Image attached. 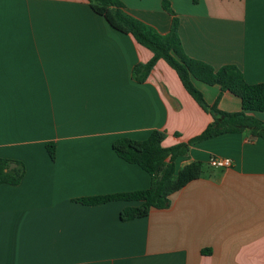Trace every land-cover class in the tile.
Returning <instances> with one entry per match:
<instances>
[{"label": "crops", "instance_id": "crops-1", "mask_svg": "<svg viewBox=\"0 0 264 264\" xmlns=\"http://www.w3.org/2000/svg\"><path fill=\"white\" fill-rule=\"evenodd\" d=\"M120 1L168 33L163 0ZM166 1L189 58L264 83V0ZM151 58L86 0H0V158L25 167L20 184L0 185V264H264V140L248 132L191 145L175 167L196 162L199 174L166 209L122 221L141 202L76 201L149 187L148 173L115 154L116 139L159 130L168 148L212 122L163 60L133 78ZM193 84L207 105L241 111L219 86ZM246 114L264 123V113ZM212 158L231 165L211 167Z\"/></svg>", "mask_w": 264, "mask_h": 264}, {"label": "trees", "instance_id": "trees-1", "mask_svg": "<svg viewBox=\"0 0 264 264\" xmlns=\"http://www.w3.org/2000/svg\"><path fill=\"white\" fill-rule=\"evenodd\" d=\"M92 11L103 17L111 28L121 33L130 34L134 40L152 53L146 64H137L133 68V78L145 81L157 61L163 60L177 75L186 92L195 100L199 107L207 112L212 122L204 131L190 139L168 148L162 146L165 132L154 130L147 139L135 141L119 138L112 143V149L124 161L139 166L150 176V185L145 190L132 193L94 196L76 200L85 205H100L111 201H137L141 205L126 208L120 212L122 221L142 218L151 209H166L170 205V196L181 190L195 179L200 171L196 162L183 165L176 170L175 161L179 157L186 158L191 145L203 142L224 134L248 132L254 138L264 140V123L247 112L264 113V83L248 85L241 71L234 65H225L218 69L189 58L183 50L178 34L179 19L171 9L168 1H162L163 9L171 16L168 33L160 34L152 26L135 18L125 11L120 0H86ZM198 81L209 86H219L241 102V111L236 113L223 112L217 103L207 105L201 92L194 86ZM51 160L55 158V145L46 144ZM25 174L24 165L15 160L0 158V185L16 186Z\"/></svg>", "mask_w": 264, "mask_h": 264}, {"label": "built area", "instance_id": "built-area-1", "mask_svg": "<svg viewBox=\"0 0 264 264\" xmlns=\"http://www.w3.org/2000/svg\"><path fill=\"white\" fill-rule=\"evenodd\" d=\"M209 165L214 168H227L231 165V161L227 158H212Z\"/></svg>", "mask_w": 264, "mask_h": 264}]
</instances>
